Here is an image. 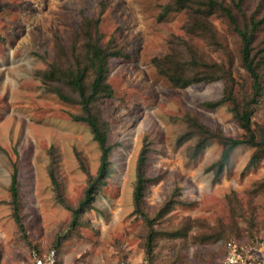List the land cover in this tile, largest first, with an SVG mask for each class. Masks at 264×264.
<instances>
[{
	"label": "rangeland",
	"instance_id": "obj_1",
	"mask_svg": "<svg viewBox=\"0 0 264 264\" xmlns=\"http://www.w3.org/2000/svg\"><path fill=\"white\" fill-rule=\"evenodd\" d=\"M171 1L0 0V264H20L49 249H54L57 264H118L146 258V226L133 213L131 198L135 158L143 142L148 145L146 173L152 178L143 209L152 214L174 192L177 201L156 227H174L185 219L192 223L185 236L159 237L151 264H216L225 239L201 243L190 233H237L225 236L229 238L264 232V189L253 187L264 178V158L245 167L253 147L239 144L214 178L210 164L220 145L211 140L192 154L193 136L176 139L185 128L187 112L228 135H240L241 129L224 103L212 108L201 103L220 94L221 80L173 86L150 63V57L167 51L176 36H185L184 9L161 14ZM82 15L98 16L103 38L113 36L127 56L111 57L107 63L112 95L101 111L112 145L108 173L91 206L80 213V222L69 227L70 211L56 199L47 174L48 149L55 154L61 197L71 205L83 194V167L95 173L99 149L87 125L70 116L79 111L78 103L64 102L46 90L41 74L53 57L54 41L66 45ZM210 20L232 50L234 36L224 20L214 13ZM193 42L211 58L223 59L206 40ZM232 70L238 80L248 82L236 59ZM251 119L252 125H264V92ZM13 166L23 231L16 228L8 202Z\"/></svg>",
	"mask_w": 264,
	"mask_h": 264
},
{
	"label": "trees",
	"instance_id": "obj_2",
	"mask_svg": "<svg viewBox=\"0 0 264 264\" xmlns=\"http://www.w3.org/2000/svg\"><path fill=\"white\" fill-rule=\"evenodd\" d=\"M170 9L185 10V36H176L177 39L172 41L167 51L150 57V63L173 86L184 87L197 82L221 80L220 94L201 103L207 108L224 103L241 129L240 135H228L219 127H210L195 114L187 112L184 115L185 128L177 135V141L193 136L192 154H196L211 140L216 141L220 145V151L210 164L214 178L221 173L228 163L231 151L239 144L253 147L245 167L255 164L260 158H264V125H252L251 119L256 103L264 92V0H172L164 4L161 14ZM213 13L224 20L227 30L234 36L232 50L226 40L218 37L210 20ZM97 24L98 16L82 15L77 29L72 32L66 45L57 39L54 41L53 57L41 74L46 90L54 92L64 102L78 103L79 111L71 113L70 116L87 125L99 149L95 173L90 174L83 167L86 183L82 196L74 205L61 197L60 183L53 168L55 154L52 148L48 149L51 159L47 164V174L56 199L70 211L69 227L80 222V213L91 206L98 187L108 173V157L112 145L107 140L108 123L101 111L104 101L112 95V88L106 81L107 63L111 57L127 56L113 36L103 38ZM193 38H202L212 44L222 53L223 59L216 60L198 50ZM235 59L248 77L246 84L233 73ZM60 84L66 85L75 94L70 95ZM147 157L148 145L143 142L135 158L131 198L133 213L139 215L146 226L144 253L150 263L153 259L152 249L159 237L185 236L192 223L185 219L174 227H156L177 201L174 192L152 214H147L143 209L144 191L152 179L146 173ZM253 187L256 190L264 189V178L256 181ZM7 189L11 216L16 228L23 231L19 214V183L14 166ZM229 234L237 235L235 231L223 233L214 229L189 235L193 241L201 243L214 242L220 238L240 240L252 236L225 238ZM55 243L59 244L60 240L57 238ZM222 253L221 249L220 257Z\"/></svg>",
	"mask_w": 264,
	"mask_h": 264
},
{
	"label": "built area",
	"instance_id": "obj_3",
	"mask_svg": "<svg viewBox=\"0 0 264 264\" xmlns=\"http://www.w3.org/2000/svg\"><path fill=\"white\" fill-rule=\"evenodd\" d=\"M222 252V256L216 264H264V232L240 240L226 239L222 242ZM20 264H57L54 249H49L43 256L33 254L28 260ZM118 264L150 263L147 258H140L136 261L123 259Z\"/></svg>",
	"mask_w": 264,
	"mask_h": 264
}]
</instances>
